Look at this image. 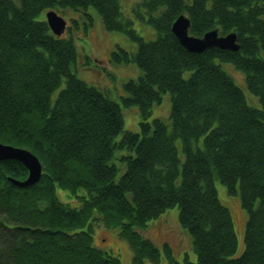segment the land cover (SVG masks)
<instances>
[{
  "label": "trees",
  "instance_id": "obj_1",
  "mask_svg": "<svg viewBox=\"0 0 264 264\" xmlns=\"http://www.w3.org/2000/svg\"><path fill=\"white\" fill-rule=\"evenodd\" d=\"M141 6L156 28L154 40L139 35L120 0H0V142L31 150L43 165L38 183L20 187L13 179L27 178L24 165L0 161V264H121L94 245V221L119 230L134 264L159 263L160 248L141 230L176 206L196 254L184 264H264V0ZM50 8L80 11L86 30L94 25L93 8L106 30L138 42L135 52L118 47L111 60L135 62L142 71L124 84L122 97L125 107L139 108L140 131L124 130L121 104L77 76L72 36L54 35L38 18ZM181 14L190 19V34L234 31L240 49L190 52L172 31ZM221 62L243 72L260 107L248 103ZM167 93L170 124L150 121ZM216 179L229 194L239 192L248 211L236 257L234 219ZM57 188L80 205L61 201ZM165 250L171 264H182Z\"/></svg>",
  "mask_w": 264,
  "mask_h": 264
},
{
  "label": "rangeland",
  "instance_id": "obj_2",
  "mask_svg": "<svg viewBox=\"0 0 264 264\" xmlns=\"http://www.w3.org/2000/svg\"><path fill=\"white\" fill-rule=\"evenodd\" d=\"M141 2L142 0H120L121 11L124 17L133 21V26L139 35L145 40H154L157 38L156 28L142 18V16L147 14L145 8L141 6ZM48 10H55L67 20L68 26L62 36H72L78 48L79 64L76 69L74 68L77 76L89 84L103 89L110 98L121 104L124 116V130L140 131L141 114L139 108L136 105L125 107L122 104V97L126 95L124 84L130 79H138L142 75V71L135 62L117 63L111 60L112 52L117 50L118 47L135 52L138 48V42L124 32L106 30L101 17L93 8H90L89 12L93 15L94 25L88 27L87 30L83 24L85 17L80 11L50 8L42 11L38 18L46 19ZM74 20H77L78 23L76 22V24ZM70 30L72 34L69 33ZM261 56L264 57V51L261 52ZM221 63L223 68L245 90L248 103L252 106L260 107L259 97L247 89L243 72L235 68L232 63ZM170 110L171 98L170 94L167 93L163 95L162 102L153 107L149 120L161 118L170 124ZM176 144L179 148L180 156L184 160L181 141L176 140ZM200 144L202 145V140H200ZM215 185L221 201L230 209L234 219L238 236V249L234 255L236 257L243 250V236L248 219V211L242 205L239 192L234 195L229 194L227 187L219 179L215 180ZM57 194L63 202L72 206L80 205L77 198L72 196L67 190L57 188ZM93 230L94 245L96 247L117 255L121 260V264H134L132 250L127 241L119 235L117 228H106L99 221H94ZM141 233L158 246L162 253L159 263L147 260L145 264H171L165 250L167 245L173 250L175 257L182 264H184L186 256L191 261L196 259L192 236L180 224L177 206L166 210L159 218L151 219L148 222V226L141 230Z\"/></svg>",
  "mask_w": 264,
  "mask_h": 264
},
{
  "label": "water",
  "instance_id": "obj_3",
  "mask_svg": "<svg viewBox=\"0 0 264 264\" xmlns=\"http://www.w3.org/2000/svg\"><path fill=\"white\" fill-rule=\"evenodd\" d=\"M46 21L52 33L61 37L67 28V21L55 10H49ZM190 19L186 14L177 17L172 25V31L180 43L190 52L202 53L210 48L238 51L240 44L236 32L221 35L218 28L206 32L203 36L197 37L190 34ZM16 160L28 171V176L24 180L13 179L14 183L20 187L33 186L38 183L43 174V165L36 154L31 150L0 142V161Z\"/></svg>",
  "mask_w": 264,
  "mask_h": 264
}]
</instances>
